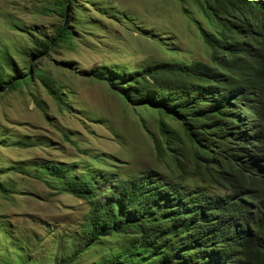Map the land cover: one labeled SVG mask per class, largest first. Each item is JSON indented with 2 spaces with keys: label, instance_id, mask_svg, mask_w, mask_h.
Instances as JSON below:
<instances>
[{
  "label": "trees",
  "instance_id": "1",
  "mask_svg": "<svg viewBox=\"0 0 264 264\" xmlns=\"http://www.w3.org/2000/svg\"><path fill=\"white\" fill-rule=\"evenodd\" d=\"M193 1L203 14L222 15L219 24L228 30L224 40L200 31L210 63L170 57L132 69L87 71L108 80L128 104L153 111L159 135L151 137L155 157L168 156L177 174L152 169L121 174L79 161L35 166L33 177L49 189L88 205L79 230L82 242L65 264L91 247L97 256L90 264H264V0ZM60 8L63 16L65 1ZM244 8L251 18H245ZM72 35L63 21L47 38L33 41L27 55L46 54ZM29 69L19 71L0 46V92L30 83ZM34 76L64 103L59 87ZM183 152L193 162L191 171L178 158ZM16 169L27 172L20 165ZM100 182L108 186L98 188ZM25 263L0 253V264Z\"/></svg>",
  "mask_w": 264,
  "mask_h": 264
},
{
  "label": "rangeland",
  "instance_id": "2",
  "mask_svg": "<svg viewBox=\"0 0 264 264\" xmlns=\"http://www.w3.org/2000/svg\"><path fill=\"white\" fill-rule=\"evenodd\" d=\"M199 9L193 0H0V46L19 71L31 65L32 75L30 83L0 92V231L6 235L0 233L1 254L25 264H65L82 242L79 230L87 203L33 177L37 164L79 161L121 174L148 169L177 174L168 156L155 157L151 137L159 135L153 111L128 104L108 80L87 71L132 69L170 57L210 63L200 31L224 40L228 30L219 24L222 15ZM242 12L251 18L246 8ZM63 21L73 31L69 41L53 45L46 54L27 55L33 41L47 38ZM259 44L256 40V48ZM34 74L59 87L62 105ZM15 140L28 145L20 147ZM178 158L184 169H193L187 154ZM18 165L27 172L15 170ZM97 186L103 189L108 182ZM93 250L79 252L69 264H90L97 256Z\"/></svg>",
  "mask_w": 264,
  "mask_h": 264
},
{
  "label": "clouds",
  "instance_id": "3",
  "mask_svg": "<svg viewBox=\"0 0 264 264\" xmlns=\"http://www.w3.org/2000/svg\"><path fill=\"white\" fill-rule=\"evenodd\" d=\"M252 39V38H251ZM254 42L256 43V40H254ZM256 48V47H255Z\"/></svg>",
  "mask_w": 264,
  "mask_h": 264
}]
</instances>
